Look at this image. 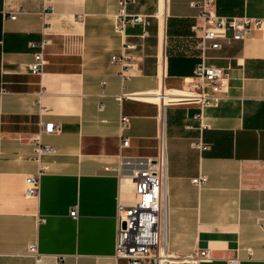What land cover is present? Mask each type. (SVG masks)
Listing matches in <instances>:
<instances>
[{
  "label": "crops",
  "instance_id": "obj_1",
  "mask_svg": "<svg viewBox=\"0 0 264 264\" xmlns=\"http://www.w3.org/2000/svg\"><path fill=\"white\" fill-rule=\"evenodd\" d=\"M188 1L131 0L125 13L146 25L120 34L118 0H0V264H126L114 255V213L130 185L117 173L154 157L159 111L167 264H225L233 254L238 264H264V32L200 52L201 20ZM212 2L219 16L264 20V0ZM42 39L43 73L30 75L28 44ZM121 43L131 46L124 81L109 63ZM200 62L224 71L219 100L201 111L166 104ZM160 87L164 106L147 100ZM120 116L128 126L119 133ZM48 122L58 131L41 133ZM35 138L52 153L36 156ZM198 140L207 150L190 147ZM41 168L37 198H26L24 178ZM198 175L199 190L190 183ZM30 242L35 258L22 255ZM203 248L212 259L193 261Z\"/></svg>",
  "mask_w": 264,
  "mask_h": 264
},
{
  "label": "built area",
  "instance_id": "obj_2",
  "mask_svg": "<svg viewBox=\"0 0 264 264\" xmlns=\"http://www.w3.org/2000/svg\"><path fill=\"white\" fill-rule=\"evenodd\" d=\"M131 0H118L117 12L115 14L114 30L123 33L127 25H139L142 28L146 22L142 16H129L125 13V6ZM188 7L197 11L201 20L198 43L196 45L200 52L206 49H219L218 39L226 43L240 41L251 30L264 32V20L240 17H224L215 13L212 0H189ZM14 19L13 16L9 17ZM230 32L226 36V32ZM145 36V31L142 32ZM49 44L48 40L42 39L38 43H29L32 53L31 62L27 71L30 75L40 76L45 65L44 48ZM131 48L126 43H121L117 55L109 58V63H116L121 68L119 71L120 81L128 79L127 72L130 70V57L127 50ZM226 76L221 68L206 65L203 62L196 64L189 77L182 80L183 96L178 101L167 102L166 104H191L201 111L203 108L214 105L225 91ZM118 99L120 96L117 97ZM163 106L165 104H162ZM159 106V105H157ZM160 109V106L158 107ZM102 106H98L101 111ZM158 130L155 137V155L153 158L139 161L140 168L130 173L118 171L117 177L120 182H129V199L127 202L117 199L115 204L114 224V255L125 260L126 264H167V256L164 253L165 239V213L163 186L166 175L165 138L163 125L158 113ZM40 132L51 134L58 131L57 123H40ZM128 126V118L120 116L118 119L119 133ZM128 144L127 138H120L119 147L125 148ZM192 149L198 152L207 150V146L199 140L190 144ZM34 153L36 156L52 153V149L34 140ZM123 164L120 162V165ZM41 168L33 175L24 178V196L36 199L39 193V177L42 174ZM206 182V177L198 175L190 180L196 188L201 189ZM68 217L76 218V208L68 210ZM264 231V223L260 224ZM247 256H250L251 249L245 248ZM22 255L35 258L37 256L36 243L30 242L26 245ZM193 261H210L212 259L208 248L198 249ZM240 257L237 254L225 258V264H238ZM56 264H61L60 259Z\"/></svg>",
  "mask_w": 264,
  "mask_h": 264
},
{
  "label": "bare ground",
  "instance_id": "obj_3",
  "mask_svg": "<svg viewBox=\"0 0 264 264\" xmlns=\"http://www.w3.org/2000/svg\"><path fill=\"white\" fill-rule=\"evenodd\" d=\"M163 12L161 14H157V20L159 23V32L162 34L163 29ZM166 92H161L157 95V99L159 103L164 104L163 98L166 96ZM173 98L178 99L180 96H183V93H169ZM123 184V183H122Z\"/></svg>",
  "mask_w": 264,
  "mask_h": 264
},
{
  "label": "rangeland",
  "instance_id": "obj_4",
  "mask_svg": "<svg viewBox=\"0 0 264 264\" xmlns=\"http://www.w3.org/2000/svg\"><path fill=\"white\" fill-rule=\"evenodd\" d=\"M161 3H162V2H161ZM161 13H162V11H161ZM162 90H163V89H161V87H160L159 90H157L154 94L149 95L148 98H147V100H149V101H154V99L157 98V95H158L159 93H161ZM164 91H167V90H164ZM181 92H182V91H181ZM155 105H156V104H155Z\"/></svg>",
  "mask_w": 264,
  "mask_h": 264
}]
</instances>
